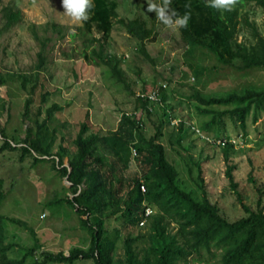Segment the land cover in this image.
<instances>
[{
	"label": "trees",
	"instance_id": "trees-1",
	"mask_svg": "<svg viewBox=\"0 0 264 264\" xmlns=\"http://www.w3.org/2000/svg\"><path fill=\"white\" fill-rule=\"evenodd\" d=\"M186 2L191 4V19L187 28L178 29V35L187 54L194 56L198 50L204 51L212 55L218 65L239 73L264 70V37L250 19L251 10H246L251 4L264 9V0H238L231 11L208 7V0H172L171 7L182 15ZM93 3L95 7L90 19L84 22L85 29L89 32L94 27L97 33L109 37L114 25H119L137 41L136 52L152 62L146 44L155 41L156 34L146 27V23L140 18L120 19L117 13L119 0H93ZM1 13L5 31L21 21V12L15 5L5 6ZM244 27L250 38L238 41ZM91 42L100 43L95 55L101 65L106 66L109 78L123 85L120 61L103 52L105 43L101 40L92 39ZM39 60H43L41 55ZM211 69L210 72L214 71ZM190 72L195 78L208 74L206 68L200 70L198 67ZM17 77L20 87L32 96L36 84L28 90L27 77ZM34 81L37 82V77ZM6 83V76L0 71V92ZM158 89L161 104L165 102V94L161 86ZM46 94H40L39 99L44 100ZM141 94H145L144 90ZM145 98H135L132 112L130 115L123 113L113 131L94 127L86 114L73 139L56 128H49L56 114L62 111L57 105L46 110L42 123L34 119L35 129L28 126L18 142L10 138L0 124V162L7 151H17L20 162L26 157L32 159L33 164L50 161L51 169L69 182L72 196L54 200L49 205H68L76 215L80 229L89 237L87 249L75 247L66 254L43 251L32 228L21 220L0 214V264H74L78 260L94 264H190L189 258L194 257L195 262L201 263L203 253L218 258L217 264H264V207L260 206L261 199L256 211L242 204L246 216L234 222L227 221L219 207L209 201L196 162L192 166L198 171L195 186L201 198L183 188L179 172L168 160L160 140L165 137L166 129L171 128L170 145L186 151L184 141L192 126L179 121L171 127L172 117L163 107L158 121L152 122L151 116H157V111H150L149 107L158 102L153 104ZM187 100L193 102L199 116L207 118L199 127L200 135L206 140L225 135V123H222L225 119L246 136L247 121L250 119L256 123L264 113V87L246 86L240 91L213 95L193 88ZM32 102L30 97L25 100L23 120L29 119L28 109ZM149 121L154 133L147 137L144 130L147 131ZM65 127L64 123L61 129ZM233 147V143L227 140L222 147L225 178L241 204L232 174L235 166L229 165V152ZM188 160L186 166L192 158L189 156ZM187 171H191V165L187 166ZM249 180L254 182L251 177ZM4 200V182L0 178V206ZM146 210L151 211L149 215ZM111 218L121 223L113 230V236L108 235L107 229ZM145 222L148 225L146 234L127 235L121 249L117 250L122 229L136 228ZM6 223L23 228L31 237L32 244L22 249L20 259L8 258V252L18 245L7 241Z\"/></svg>",
	"mask_w": 264,
	"mask_h": 264
},
{
	"label": "rangeland",
	"instance_id": "rangeland-1",
	"mask_svg": "<svg viewBox=\"0 0 264 264\" xmlns=\"http://www.w3.org/2000/svg\"><path fill=\"white\" fill-rule=\"evenodd\" d=\"M119 1L117 13L120 19L140 18L156 34L155 41L146 44L152 62L136 52L137 41L121 26L114 25L109 37L97 33L94 27L88 32L84 23L77 24L64 13L61 0H0V71L7 79L0 92V124L6 134L18 142L28 126L35 129L34 119L38 123L43 122L46 110L52 105L61 107L62 111L56 114L49 128H56L69 139L77 134L86 114H89L94 127L113 131L117 129L122 114L132 112L134 100L143 90L147 95L164 85L165 102L149 107L150 111H157V116H151V121H158L159 115L166 109L172 117L171 127L179 121L192 126L184 141L186 151L170 145L171 128L166 129L165 137L160 140L168 160L179 172L183 188L201 198L195 186L198 171L192 166L196 162L209 201L219 207L227 221L234 222L246 216L242 204L256 211L257 202L261 199L260 206L264 207V113L256 123L250 119L247 121L246 136L225 119L222 122L225 123V135L206 140L200 135L199 127L207 118L199 116L193 102L187 100L193 88L206 95L240 91L246 86L263 88L264 70L239 73L218 65L215 58L204 51L198 50L194 56L187 54L178 30L166 28L156 19L155 13L146 11L148 0ZM9 4L15 5L21 12V21L5 31L1 10ZM247 8L251 10L250 19L264 37V9L254 4ZM249 34L244 27L238 41H247ZM92 39L105 43L103 52L120 61L123 85L109 78L106 66L101 65L95 55L100 43L91 42ZM39 55L43 57L42 62ZM197 67L200 70L206 68L208 74L195 78L190 70ZM211 68L214 71L210 72ZM18 75L27 77L28 90L36 84L32 96L20 87ZM36 77L37 82L34 81ZM45 92L44 100H40L39 95ZM29 97L33 100L28 109L29 119L23 120L24 103ZM137 117L140 116L137 114ZM64 123L66 127L63 130L61 126ZM149 125L146 126L148 132L144 130L147 137L154 133L150 121ZM217 140L225 143L227 140L234 145L229 152V165L235 166L232 174L241 204L225 178L224 144L218 146ZM189 156L192 158L187 165H191L190 172L186 166ZM18 158L17 151H7L0 162V178L5 192L0 214L21 220L32 228L43 251H62L66 254L75 247L87 249L88 234L80 229L72 209L65 203L49 205L54 200L72 196L66 178H60L51 169L50 161L33 164L28 157L22 162ZM120 224V220L109 219L108 235L113 236V230ZM171 228L175 232L172 225ZM5 229L7 241L18 245L8 252V258L20 259L22 249L31 246V237L23 228L11 223H6ZM147 231V222L136 228L122 229L118 235L117 250L121 249L127 235H144ZM202 256L201 263L195 262V257L189 258L188 262L217 264L218 258L206 253ZM74 264L94 263L78 260Z\"/></svg>",
	"mask_w": 264,
	"mask_h": 264
},
{
	"label": "clouds",
	"instance_id": "clouds-1",
	"mask_svg": "<svg viewBox=\"0 0 264 264\" xmlns=\"http://www.w3.org/2000/svg\"><path fill=\"white\" fill-rule=\"evenodd\" d=\"M64 13L77 24H82L90 19L91 11L95 7L93 0H61ZM238 0H208L207 6L224 11H231L237 5ZM172 0H148L146 11L155 13V17L166 28L178 30L187 28L191 19V4H184L185 12L181 15L171 7ZM75 35V31L72 32Z\"/></svg>",
	"mask_w": 264,
	"mask_h": 264
},
{
	"label": "built area",
	"instance_id": "built-area-1",
	"mask_svg": "<svg viewBox=\"0 0 264 264\" xmlns=\"http://www.w3.org/2000/svg\"><path fill=\"white\" fill-rule=\"evenodd\" d=\"M161 87H165L164 85L163 86H161ZM159 89L157 88V89H155V90H152L151 91V93H149V94H147V95H145V94H140L139 96L141 97V98H145V99H147V100H149L150 102H154L153 104H156L157 102H159ZM127 115H130L129 113H127ZM208 140V139H207ZM209 140H211V139H209ZM217 143H218V145H223V144H225V142L223 141V140H217ZM150 210H146V215H149L150 214Z\"/></svg>",
	"mask_w": 264,
	"mask_h": 264
}]
</instances>
